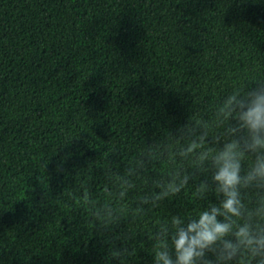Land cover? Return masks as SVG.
<instances>
[{"label":"trees","instance_id":"1","mask_svg":"<svg viewBox=\"0 0 264 264\" xmlns=\"http://www.w3.org/2000/svg\"><path fill=\"white\" fill-rule=\"evenodd\" d=\"M257 82L264 0H0V264H153L161 224L222 200L212 157L248 134L219 109ZM240 198L264 225V187Z\"/></svg>","mask_w":264,"mask_h":264},{"label":"clouds","instance_id":"2","mask_svg":"<svg viewBox=\"0 0 264 264\" xmlns=\"http://www.w3.org/2000/svg\"><path fill=\"white\" fill-rule=\"evenodd\" d=\"M219 112L224 119L236 121L229 129L231 134L244 131L248 134L242 138L243 148L240 141L233 139L212 157L216 169L212 177L215 193L223 198L218 206L210 203L195 218L173 215L170 221L161 224L154 235L157 243L153 264H213L207 259L209 252L215 255L217 264L231 261L243 253L250 254L251 259L260 257L257 264H264V225L251 223V216L243 224L233 219L243 215L240 187L254 183L264 187V82H257L256 87L244 93L233 91ZM191 151L192 146L181 155ZM245 151L256 156L251 170L241 176V158ZM202 159H207L206 153ZM188 181L189 176L175 173L169 183L159 185L161 191L154 195L152 202L180 193ZM207 190L208 185L203 183L197 192L203 198Z\"/></svg>","mask_w":264,"mask_h":264}]
</instances>
